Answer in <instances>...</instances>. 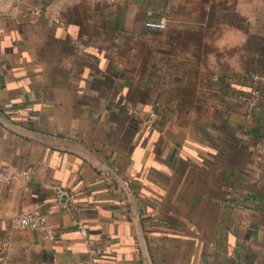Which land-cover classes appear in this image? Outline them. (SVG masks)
Returning <instances> with one entry per match:
<instances>
[{
    "label": "crops",
    "instance_id": "obj_1",
    "mask_svg": "<svg viewBox=\"0 0 264 264\" xmlns=\"http://www.w3.org/2000/svg\"><path fill=\"white\" fill-rule=\"evenodd\" d=\"M0 166V264H264V0H4Z\"/></svg>",
    "mask_w": 264,
    "mask_h": 264
},
{
    "label": "built area",
    "instance_id": "obj_2",
    "mask_svg": "<svg viewBox=\"0 0 264 264\" xmlns=\"http://www.w3.org/2000/svg\"><path fill=\"white\" fill-rule=\"evenodd\" d=\"M3 1L4 0H0V3ZM146 26L148 28H158V29H163L166 27L165 22L163 20L158 21V22H147ZM255 95H256V92L252 91L251 96H249L250 105L254 102ZM22 175L28 177L27 172H22ZM12 177H13L12 174L9 172V170L6 167L0 166V182L1 183L10 182ZM55 194L59 198H64V202L67 205L70 197L66 190L58 187L56 188ZM11 225L13 228L38 231V232L46 233L49 237H52L51 236L52 234H50V231L48 230L46 226V217L43 214V212H41V210H39L38 208L28 210L22 215H20L19 217L14 218L12 220Z\"/></svg>",
    "mask_w": 264,
    "mask_h": 264
}]
</instances>
